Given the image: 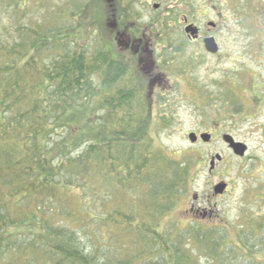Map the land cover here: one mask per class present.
<instances>
[{"label":"trees","instance_id":"16d2710c","mask_svg":"<svg viewBox=\"0 0 264 264\" xmlns=\"http://www.w3.org/2000/svg\"><path fill=\"white\" fill-rule=\"evenodd\" d=\"M99 1L106 11L94 30L114 33L120 46L116 0ZM88 6L87 12L95 7ZM67 13L78 11L50 14L64 20ZM59 28H0V264H192L185 242L198 245L209 263L264 264V219L254 228L238 226L236 241L204 224L189 223L188 234L179 229L171 212L189 194L202 150L178 157L157 148L149 135L154 104L145 94L152 89L135 57L130 62L104 44L92 55ZM140 99L148 106L141 118L133 112ZM74 189L82 209L76 231L112 226L132 240L130 256L120 248V258L110 259L107 248L85 247L68 222L58 224ZM108 193L132 200L134 194L138 203L109 210ZM16 206L24 209L16 214Z\"/></svg>","mask_w":264,"mask_h":264},{"label":"rangeland","instance_id":"374dc122","mask_svg":"<svg viewBox=\"0 0 264 264\" xmlns=\"http://www.w3.org/2000/svg\"><path fill=\"white\" fill-rule=\"evenodd\" d=\"M172 1L167 6L169 23L166 34L170 40L159 44L162 47L150 41L151 46L146 50L151 51V54L146 53L149 66L144 71L140 67L147 73L145 77L139 76L140 79L147 86L149 83L152 89V92L145 91L146 97H152L154 104L149 135L155 136L157 148L165 149L172 156L181 157L185 152L202 150L203 160L190 192L171 212L172 218L181 223L179 229L188 234L185 229L189 223L204 224L213 227L214 232L220 231L216 237L224 232L229 239L236 241L238 226L254 228L256 220L264 219V53L260 59L254 55L258 39L264 41V0H187L188 7L174 6ZM88 5L95 7H90L87 12ZM54 9L57 12L78 11V14L71 18L67 13L68 19H58L50 14ZM105 11L106 6H100L99 0H0V28L4 33H11L23 26L30 28L44 24L52 31L60 27L59 30H65V35L68 33L75 37L79 44L91 50L92 55L104 44L131 62V57L137 56L134 47H128L127 43L119 46L114 33L104 36L100 25L101 31L96 34L94 29L99 24L96 20H99V14L104 17ZM151 14H154L153 10L145 12V15ZM77 17L78 20L74 21ZM185 18L199 27L204 36L216 38L220 46L219 55L208 53L203 44L189 43L182 24ZM151 19L147 16L140 22L146 25ZM151 21L154 22L153 19ZM210 22L217 26L214 32L209 31ZM153 28L152 32L158 27ZM160 59L161 68H158L156 62ZM252 88L253 91L258 90L261 98H255ZM133 107L139 118L148 110L146 102L141 99ZM158 116L161 121H157ZM191 133H209L213 140L211 143L200 140L193 145L188 140ZM224 135L246 144L247 154L242 158L236 157L223 141ZM217 156L222 161L216 163L211 172V159ZM223 182L228 185V191L222 198H217L213 188ZM70 195L71 199L62 208V215L56 218L58 224L68 222L72 232L80 234L85 247L101 246L100 253L107 248L110 259L119 255L120 248V254L125 257L133 253L134 244H131L130 237L112 226L101 233L95 227L77 232L76 228L82 227V221L78 220L82 215L80 193L74 189L70 190ZM198 195L206 201L199 204L203 206L206 203L212 220L194 217L191 212L192 207L198 205L195 201ZM133 196V200L130 196L123 199L124 196L119 198L108 193L106 208L110 210L118 206L124 211L130 210L134 202L138 203ZM23 209L16 206L14 212L18 214ZM166 225L167 222L164 227ZM104 237L106 242H103ZM186 237L191 239L189 235ZM177 239L182 241L180 237ZM184 244L186 249H190L192 264H213L208 262L210 258L204 257L198 245L192 242ZM259 257L264 259V253ZM214 264L220 263L215 261Z\"/></svg>","mask_w":264,"mask_h":264},{"label":"flooded vegetation","instance_id":"af4514ba","mask_svg":"<svg viewBox=\"0 0 264 264\" xmlns=\"http://www.w3.org/2000/svg\"><path fill=\"white\" fill-rule=\"evenodd\" d=\"M171 0H157V2H154L153 0H116L115 6H117L116 13H115V29H116V39L119 40L121 43H127L128 47H134L136 50V57L134 59V65L136 67H141L143 70H145V67H148L149 65L146 63L148 60H146L147 56L146 53H150L146 51L150 48L149 42L153 41L157 46H160L159 44H165L169 42L170 37L168 34H166L167 22L169 23L168 19V12H167V6L170 5ZM148 10H153L154 14L151 15H145V12ZM151 16L154 22L149 20L145 24H141L140 21L143 20L144 17ZM256 16V13H255ZM156 19V20H155ZM159 24V25H158ZM181 24V23H180ZM183 26L184 29L192 25L193 27H196L194 24L189 23V21L185 18L183 20ZM152 26H154L153 29H156V31L152 32ZM198 29V37L196 39L190 38L187 34L185 36L187 37V40L189 43H195V44H203L205 47V39L207 38H214L216 41V38L213 36H204L202 34V31L199 27H196ZM217 30V26L214 28L209 29V31L214 32ZM258 37V36H257ZM217 43V41H216ZM218 44V43H217ZM264 41L258 39V46L256 51L254 52V55L257 59H260L264 53V47H263ZM131 45V46H130ZM162 45L160 47H162ZM149 46V48H148ZM219 51L220 52V46L218 44ZM164 48V47H163ZM211 54V53H210ZM212 54V55H217ZM140 56V57H139ZM161 62H156V65L158 68H161ZM133 64H129V66H134ZM253 91V88H252ZM255 96V98L259 99L261 98L260 94L258 93V90H255L252 92ZM196 134V133H195ZM198 136V142H200V135L196 134ZM213 140V136H212ZM211 140V142H212ZM196 143V144H197ZM228 191V186L223 195H225ZM223 195L216 196L217 198H222ZM207 200V199H206ZM196 203H198L197 206L192 207L191 212L194 214V217L199 218H211V214L208 213V208L206 203L203 206H200L199 203L206 202L203 199H200L199 195L195 198ZM212 220V219H210Z\"/></svg>","mask_w":264,"mask_h":264},{"label":"water","instance_id":"95a60500","mask_svg":"<svg viewBox=\"0 0 264 264\" xmlns=\"http://www.w3.org/2000/svg\"><path fill=\"white\" fill-rule=\"evenodd\" d=\"M208 26L214 28L216 27V24L210 22L208 23ZM184 31L192 39H196L198 37V29L196 27H193L192 25L187 26ZM205 50L211 54L218 53L219 47L214 38L205 39ZM199 138L204 143H210L212 140V135L209 133H203ZM188 139L191 144H196L198 141V136L195 133H191L188 136ZM223 141L228 145V147L236 157L242 158L248 152V146L246 144L235 141L234 138L230 135H224ZM221 161L222 158L220 156L212 158L210 163L211 166L210 171L212 172L214 170L216 162H221ZM226 188H227V184L223 182L216 185L213 189V192L216 196L223 195L226 191Z\"/></svg>","mask_w":264,"mask_h":264}]
</instances>
